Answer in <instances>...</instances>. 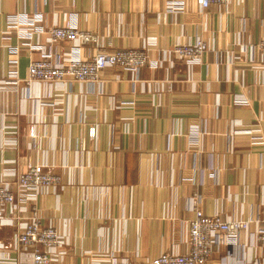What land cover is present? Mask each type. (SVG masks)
<instances>
[{"label": "crops", "instance_id": "1", "mask_svg": "<svg viewBox=\"0 0 264 264\" xmlns=\"http://www.w3.org/2000/svg\"><path fill=\"white\" fill-rule=\"evenodd\" d=\"M168 1L0 0V181L42 163L64 182L7 208L0 264H33L16 248L11 223L33 204L68 241L51 264H108L114 255L145 264L183 251L195 195L209 216L254 220L209 264H254L262 253L255 220L264 213V143L251 134L264 137V56L251 48L264 36V0L204 11L185 0L176 12ZM56 25L100 36L77 48L83 58L100 47L147 48L163 64L138 73L107 67L101 84L28 81L44 53L72 54L70 41L51 40ZM197 38L210 46L202 60L172 66L173 45Z\"/></svg>", "mask_w": 264, "mask_h": 264}, {"label": "built area", "instance_id": "2", "mask_svg": "<svg viewBox=\"0 0 264 264\" xmlns=\"http://www.w3.org/2000/svg\"><path fill=\"white\" fill-rule=\"evenodd\" d=\"M232 0H196L200 11L213 5L229 9ZM185 0H169L167 10L176 12L184 6ZM38 17V16H37ZM34 17V18H37ZM18 18L12 19L17 21ZM51 40H68L72 43L71 55L65 61L53 58L51 53H44L40 59L34 60L28 67V81L55 82L67 85L73 81L101 84L107 81L103 71L107 67H121L136 73L146 65L156 70L164 60L157 61L151 58L147 48H121L109 51L105 47L91 57L83 58L75 51L85 43H100V36L90 30L79 29L72 25H56L49 28ZM151 46H155L154 42ZM210 46L203 38L195 41L176 42L170 49V63L176 61L187 63L200 62ZM252 54L264 56V36L252 45ZM166 59V57L164 58ZM12 72L17 74L16 64ZM254 133L252 131H248ZM31 135L35 128L31 127ZM90 135H96V127L90 128ZM198 137L199 133H195ZM255 143H264L260 133L251 134ZM63 178L58 173L46 170L42 163L30 164L24 173L18 174L11 183L0 181V218H6L8 207H19L18 197L26 201H36L44 191L51 187L63 185ZM191 210L194 218L190 221L189 236L183 251H164L145 264H209L210 257L215 248L239 242L241 235L250 229L253 219L224 218L222 215H207L202 208V199L199 195L192 197ZM44 215L41 209L33 204L28 210L24 209L22 215L12 217L13 225L19 231L15 237V246L22 254L29 257L33 264H51L58 260L59 248L68 241L61 235L59 229L53 225L43 223ZM258 224L255 244L261 249L254 264L264 263V213L255 220ZM243 263V261H241ZM108 264H134L129 258H118L115 255L108 259Z\"/></svg>", "mask_w": 264, "mask_h": 264}]
</instances>
